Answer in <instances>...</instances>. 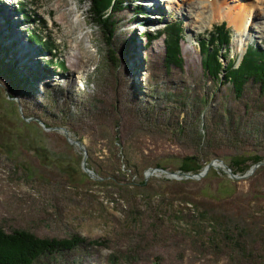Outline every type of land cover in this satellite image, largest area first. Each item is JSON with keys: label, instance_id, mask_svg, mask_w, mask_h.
<instances>
[{"label": "rangeland", "instance_id": "obj_1", "mask_svg": "<svg viewBox=\"0 0 264 264\" xmlns=\"http://www.w3.org/2000/svg\"><path fill=\"white\" fill-rule=\"evenodd\" d=\"M56 1L0 0V14L9 7L4 23L13 10L32 49L29 62L41 71L26 77L16 53L0 44V226L86 240L32 264H264V163L247 177L220 168L197 179L182 175L193 161L222 160L232 171V161L248 158L245 173L232 171L237 176L256 164L254 156L264 161V87L250 79L237 95L203 71L198 45L224 21L231 38L224 55L237 65L246 47L264 49L258 29L239 41L223 0H191L216 5L194 30L176 10L180 0L169 11L161 0H125L107 43L88 2ZM65 8L73 9L71 31L59 17ZM172 22L183 30L181 67L165 66L163 36L147 42ZM131 37L143 46L137 64L127 51ZM158 167L178 173L169 177Z\"/></svg>", "mask_w": 264, "mask_h": 264}, {"label": "trees", "instance_id": "obj_2", "mask_svg": "<svg viewBox=\"0 0 264 264\" xmlns=\"http://www.w3.org/2000/svg\"><path fill=\"white\" fill-rule=\"evenodd\" d=\"M82 1L89 3V12L94 18L96 25L108 36L107 43H109L113 37L114 29V18L112 15L123 8L125 0ZM23 17L26 19L28 16L24 14ZM180 24V22L166 24L164 31L158 32L155 37L147 35L149 44L154 40L153 38L164 37L166 67L170 65L181 67L182 64L180 39L183 36V30ZM31 38L38 45L46 48V45L36 35H32ZM230 39V29L225 22L214 25L210 33L199 39L198 45L202 54L201 64L203 71L208 76L219 80L223 79L231 84L237 95L241 94L244 85L250 79L264 87V49H260L255 45L248 46L237 65H235V59H226L224 55ZM224 59L227 60L226 66L223 64ZM58 66L64 68L62 62H59ZM251 159L253 163L261 160L258 156H254ZM247 160L248 158H236L235 161H232V164L236 166L234 167L230 164L229 167L234 173H245L249 167V164L246 163ZM192 164V166L184 164L182 171L193 173L199 171L203 166L196 161H193ZM85 241L83 237L77 234L68 238H40L23 229H14L11 232H6L0 226V264H32L33 261L43 255L69 251L77 248ZM89 243L100 245L98 241H90Z\"/></svg>", "mask_w": 264, "mask_h": 264}, {"label": "bare ground", "instance_id": "obj_3", "mask_svg": "<svg viewBox=\"0 0 264 264\" xmlns=\"http://www.w3.org/2000/svg\"><path fill=\"white\" fill-rule=\"evenodd\" d=\"M163 1V3H169L171 4V7H166V10H172V3H176L175 0H161ZM226 1V4H225ZM230 0H223V2H221V6H224L223 9L221 11L224 10L225 8V14L226 17L228 19V23L233 25L234 28L237 30V34L239 36V41L243 40H247L248 38L252 37V34L250 33V30H252L253 28H257V34L258 37H264V28H262L261 26H258V19H262L264 23V0H257L258 2V7L255 5V13H251L249 11V8L254 5V0H251V2H248V5L242 7V5L240 6H230L227 5V3H229ZM248 1V0H247ZM217 3V2H216ZM65 6L67 4H65L64 2H62L61 0H57L56 1V6L60 7L61 5ZM158 5V0L157 3ZM213 3H208L206 5H203L201 3V1H197V2H192L187 1V0H180L179 3H177V6L179 8H177V12H180V9H182L184 12H180L181 15H185L188 19V29L190 30H194V29H198L201 25L202 22H204V20H206V18L204 17V14L207 11H215L216 10V5H212ZM155 5L154 2L149 3L146 8L152 10L153 6ZM159 6L156 7V9H158ZM176 8V7H175ZM252 8V7H251ZM257 8V10H256ZM9 7L5 6L4 10L2 11V15L0 14V44L5 52V54H12V52H14V54H18L15 56L12 55L13 57H16L17 60H19V64L21 66H23V72L26 73V77H29L30 75L35 74L36 76H39L41 73L40 68L36 65H34V67L31 66V62H29V55H31L33 57V53H32V49L31 46L28 45L22 38L20 31L18 30V22L16 19H14L13 14L14 11L12 10L11 16H12V20L10 21V24L7 25L6 23H4L5 19L4 16L5 13L8 11ZM263 10V11H262ZM220 11V12H221ZM73 12L72 8H65L63 12H60V19H62L63 22H68L69 20L67 19V17ZM220 12L218 14H220ZM251 16V19H250ZM66 19V21H65ZM67 24H69L71 26L70 31L72 30V22H68ZM74 25V24H73ZM76 25H80L78 23H76ZM264 25V24H263ZM76 27V26H75ZM80 27V26H79ZM74 29V28H73ZM69 32V31H67ZM129 33H132V30H129ZM129 35V34H128ZM67 37V36H66ZM69 38H72L70 35H68ZM78 40V39H77ZM75 41V40H74ZM77 42H81V38L80 40H78ZM76 47V45L74 46ZM127 47V46H126ZM143 46H141L137 43V41L134 40V37H131V41L129 43V46L127 47V51L130 55V57L132 58L133 63H139L140 59H138V57H136V50L137 52H139L140 54V49H142ZM10 49V50H9ZM73 49V48H72ZM82 51L79 50L78 53H81ZM87 54V53H86ZM71 55V54H70ZM72 57H76V54H72ZM19 56V57H18ZM16 60V61H17ZM216 168H220L223 169V165L219 162L215 163ZM215 168V169H216ZM172 177H176L175 175H172Z\"/></svg>", "mask_w": 264, "mask_h": 264}, {"label": "water", "instance_id": "obj_4", "mask_svg": "<svg viewBox=\"0 0 264 264\" xmlns=\"http://www.w3.org/2000/svg\"><path fill=\"white\" fill-rule=\"evenodd\" d=\"M37 120L40 122L39 119H37ZM42 125H43L44 129H49L48 127L44 126L43 123H42ZM63 131H64V134H65L66 138L68 139V141H69L70 143L76 144V145H78L80 148H82V145H81L80 141H77V140H74V139L69 138V134H68V132H67L65 129H63ZM216 161H217V160H212V161H209L208 163L204 164L203 168H202V169L200 170V172H198V173L193 174V173H190V172H185V173H182V175H183L184 178H186V177H187V178H194V179L200 178V177H202L203 175H205V174L207 173V171H208L210 168H216V166H215ZM219 162L222 163V165H223V167H224V168H223L224 171H226V172L228 173L229 177H231V178L247 177L248 175H250V174L253 172V170H254L258 165H261L262 163H264V161L257 162L256 164H254V165H253V166L247 171L246 174H244L243 176H237L236 174H234V173H233V172H232V171H231V170H230V169H229V168L223 163L222 160H219ZM82 168H83V171H84L86 174H88V175H90V176L93 175L92 171L89 170L88 168H86V167L84 166V164L82 165ZM156 170H159V171H161L162 173H165V174H166L167 176H169V177H172V175L178 173V172H171V171H169V170H167V169H163V168H160V167L156 168Z\"/></svg>", "mask_w": 264, "mask_h": 264}]
</instances>
